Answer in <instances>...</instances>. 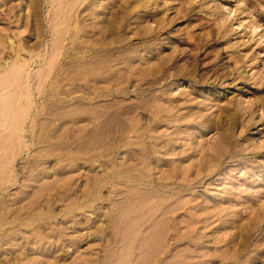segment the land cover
Wrapping results in <instances>:
<instances>
[{"label":"rangeland","instance_id":"374dc122","mask_svg":"<svg viewBox=\"0 0 264 264\" xmlns=\"http://www.w3.org/2000/svg\"><path fill=\"white\" fill-rule=\"evenodd\" d=\"M77 2L0 0V200L81 191L30 264H264V0Z\"/></svg>","mask_w":264,"mask_h":264},{"label":"bare ground","instance_id":"6f19581e","mask_svg":"<svg viewBox=\"0 0 264 264\" xmlns=\"http://www.w3.org/2000/svg\"><path fill=\"white\" fill-rule=\"evenodd\" d=\"M79 1H82V0H78V2ZM70 10H71V13L67 16V19H68V21H70L71 25L74 24L75 28L70 25V26H67V29H65V30L63 29L59 35L60 36L59 37L60 42H57L58 44H56V46L54 45L57 48L53 47V49L55 48V50H54V56L53 55L51 56V57H53L52 58V65H54L55 62H57L55 64L56 70L60 67L61 61H59V57L61 56V54H63V49H65V42L69 41V38L66 37V35L68 33H70L73 36L78 34L77 32L75 33V31L78 29H76L77 28V24H76L77 21H75L76 19H74V16H73L74 15L73 14L74 8L69 9V11ZM70 27H72V28H70ZM72 41H71V44H72ZM73 43H74V41H73ZM1 68H2V66H0V69ZM50 69H48L49 72H50ZM52 69H53V66H52ZM24 70L27 73L26 68ZM15 71H18V70H15ZM28 77H29V75H28ZM45 78L47 79L48 77L44 76L43 80H46ZM62 81H63V79H62ZM92 84H94V83H91L90 89H92L94 87V85H92ZM8 108H9V106H8ZM20 121H21V119H20ZM10 125L5 130V132L8 131L7 132L8 138L4 137V136H6L5 135L6 133H4V132H3L4 133L3 136H1V137H4L5 140L10 142L8 145V148H7L8 153H6L3 160L0 161L1 162L0 164H2V167H0V186H2V187L6 186V184L8 182H14L15 181L17 174L12 169V167L14 165H13L12 159L10 157H11V153L14 152L15 147L17 148V146H16L17 143L22 144L24 142V140L26 139V132H27L26 128H25V123L19 124V127L17 126L16 128H13V129L12 128L9 129ZM82 131H84V129ZM24 148H28V146L25 145ZM38 159H39V157H38ZM42 159L36 161L38 166L39 165L41 166L42 163L44 164V161L42 163L40 162V161H42ZM42 167H43V165H42ZM39 168H37L36 171H32V172H30L29 175H27V178L30 181H32L34 183H40V182H43L45 179L50 177L51 174H49L45 170L44 167H43V169H39ZM22 174L24 176L26 175L24 172H22ZM60 174L61 173L57 170L52 173L53 176H55V175L60 176ZM73 178H67L65 180L66 186H67L66 197L64 196L62 191L56 189V186H54V183L50 186H44L45 182H43V185H40L42 187L38 188V190L35 193H31L28 190V188H26L24 190V195L29 194L30 197L23 200L22 202L17 203L16 202L17 198H14L11 201H9V203L11 202V204H7L4 199L0 200V233L4 232V235H2L3 237L2 238L0 237L1 238L0 243L5 242V243H7V245H9V247L6 248L5 250H2L0 248V258L2 256H5L4 259H2V260L0 259L1 263L30 264L33 261V259L31 258L30 248L28 246L32 243L33 239H37V241H40L43 244H45V242H46L45 238L47 237L48 234L45 235L43 232L46 231L45 230L46 228L48 229V227H47L48 223L50 225V221L52 222L56 217V210L54 209V205H55L54 203L56 200H58V199L64 200L68 197L70 198V196H73L74 198H71L72 199L71 204L73 203L72 205L74 207L72 209L69 208L67 210V212L65 213V216H69V214H74V216H73L74 218L78 217V215H75L76 214L75 210L77 209V207H79L78 205H80V204H78L79 203L78 193L80 190L74 188L75 184H74ZM57 179L59 180V178H57ZM27 187H29V186H27ZM61 194L63 196H60ZM7 197H8V195H7ZM14 202H16V203H14ZM43 205H46V207H49L50 209L47 212H45L44 211L45 207L44 208L42 207ZM53 231H55V230H53ZM59 232L64 233V228L63 227L59 228ZM53 242H55V241L53 240ZM49 243H50V241H49Z\"/></svg>","mask_w":264,"mask_h":264}]
</instances>
